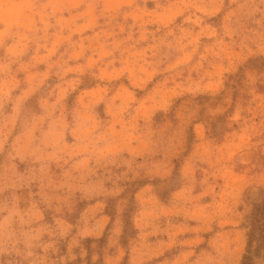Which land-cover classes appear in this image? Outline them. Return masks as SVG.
Here are the masks:
<instances>
[{
    "label": "rangeland",
    "instance_id": "1",
    "mask_svg": "<svg viewBox=\"0 0 264 264\" xmlns=\"http://www.w3.org/2000/svg\"><path fill=\"white\" fill-rule=\"evenodd\" d=\"M263 200L264 0H0V264H241Z\"/></svg>",
    "mask_w": 264,
    "mask_h": 264
},
{
    "label": "trees",
    "instance_id": "2",
    "mask_svg": "<svg viewBox=\"0 0 264 264\" xmlns=\"http://www.w3.org/2000/svg\"><path fill=\"white\" fill-rule=\"evenodd\" d=\"M254 240L260 241L264 248V200L257 203L251 213L247 254H245L241 264H250L249 259L251 258Z\"/></svg>",
    "mask_w": 264,
    "mask_h": 264
}]
</instances>
